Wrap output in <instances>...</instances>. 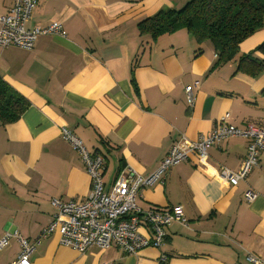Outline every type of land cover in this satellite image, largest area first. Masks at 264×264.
<instances>
[{
  "label": "crops",
  "instance_id": "obj_1",
  "mask_svg": "<svg viewBox=\"0 0 264 264\" xmlns=\"http://www.w3.org/2000/svg\"><path fill=\"white\" fill-rule=\"evenodd\" d=\"M189 0H37L27 28L60 22L66 32L42 35L30 50L0 48V77L28 102L16 122L0 124V240L19 232L32 240L53 218V199H86L91 180L79 154L61 136L66 128L105 159L108 191L132 168L143 177L159 166L181 134L191 140L211 132L229 114L244 129L264 124V69L238 57L217 68L210 42L198 44L184 29L152 41L137 25L161 9ZM11 8L0 0V16ZM264 27L239 45V54L262 62L256 48ZM195 83H198L196 85ZM192 89V104L185 88ZM248 139L230 137L209 149L212 162L237 170ZM252 189L251 203L244 193ZM142 210L181 206L186 225L165 228L159 247L125 254L116 246L82 253L51 234L35 247L31 264H250L264 259V151L245 181L230 186L196 164L195 157L143 187ZM140 232L150 235L146 227ZM20 253L16 238L0 250V264Z\"/></svg>",
  "mask_w": 264,
  "mask_h": 264
},
{
  "label": "built area",
  "instance_id": "obj_2",
  "mask_svg": "<svg viewBox=\"0 0 264 264\" xmlns=\"http://www.w3.org/2000/svg\"><path fill=\"white\" fill-rule=\"evenodd\" d=\"M11 8L0 16V48L18 47L30 50L38 37L42 35H61L66 32L60 22L35 25L27 28V22L37 4V0H9ZM198 85V83H195ZM188 103L192 104V89L185 88ZM229 114L219 118L210 133L191 140L181 134L162 159L158 168L147 177L132 168L120 173L108 191L103 181L105 159L102 155L91 152L73 132L61 129L62 138L77 151L81 162L91 180V189L84 200L64 202L52 200L55 208L52 221L39 235L32 240L23 237L19 232L6 233L0 240V250L10 238H16L20 253L12 264H31L30 254L40 242L51 234L59 233L60 243L79 252H86L90 247L106 249L116 246L125 254H135L146 247H159L165 237V228L174 222L186 225L183 208H150L142 210L136 199L143 187L152 186L162 181L169 170L182 162L195 157L196 164L213 178L220 179L230 186H237L245 181L251 171L258 165V155L264 151V124L248 123L244 129L229 123ZM230 137L248 139L247 153L237 170L229 169L211 161L209 149ZM257 193L248 189L244 199L251 204ZM146 227L150 235L140 232ZM250 264H264V259L248 254Z\"/></svg>",
  "mask_w": 264,
  "mask_h": 264
},
{
  "label": "trees",
  "instance_id": "obj_3",
  "mask_svg": "<svg viewBox=\"0 0 264 264\" xmlns=\"http://www.w3.org/2000/svg\"><path fill=\"white\" fill-rule=\"evenodd\" d=\"M141 35L155 41L162 34L184 29L198 44L210 42L217 54V68L238 57L241 63L257 66L252 75L264 69V60L239 55V45L264 27V0H189L180 9H161L138 25ZM264 54V43L256 48ZM29 102L0 77V124L16 122L29 108Z\"/></svg>",
  "mask_w": 264,
  "mask_h": 264
}]
</instances>
